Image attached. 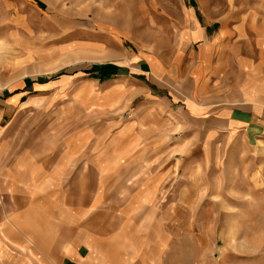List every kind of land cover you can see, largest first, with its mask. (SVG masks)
<instances>
[{
	"label": "rangeland",
	"instance_id": "rangeland-1",
	"mask_svg": "<svg viewBox=\"0 0 264 264\" xmlns=\"http://www.w3.org/2000/svg\"><path fill=\"white\" fill-rule=\"evenodd\" d=\"M199 3L248 37L254 14L264 32V0H0V146L58 148L93 129L122 167L98 173L97 228L123 230L137 264H264V144L202 138L107 90L125 53L169 51Z\"/></svg>",
	"mask_w": 264,
	"mask_h": 264
},
{
	"label": "crops",
	"instance_id": "crops-1",
	"mask_svg": "<svg viewBox=\"0 0 264 264\" xmlns=\"http://www.w3.org/2000/svg\"><path fill=\"white\" fill-rule=\"evenodd\" d=\"M205 9L184 7L166 53H125L118 67L123 74L107 90L119 94L127 108L138 102L164 121L201 126L202 138L237 136L259 148L264 32L254 14L253 37H248L240 26L227 27ZM92 131L80 130L62 147L48 149L42 142V148L18 155L0 146V264L138 263V245L131 247L123 230L97 228V206L103 203L96 196L103 187L98 173H105L101 181L109 180L122 167L107 161L113 157L109 151L94 148Z\"/></svg>",
	"mask_w": 264,
	"mask_h": 264
}]
</instances>
